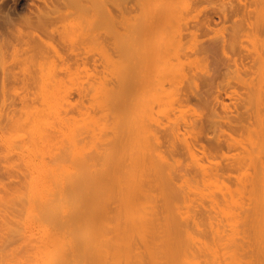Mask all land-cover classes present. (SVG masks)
Listing matches in <instances>:
<instances>
[{"label": "rangeland", "instance_id": "obj_1", "mask_svg": "<svg viewBox=\"0 0 264 264\" xmlns=\"http://www.w3.org/2000/svg\"><path fill=\"white\" fill-rule=\"evenodd\" d=\"M44 258L264 264V0H0V264Z\"/></svg>", "mask_w": 264, "mask_h": 264}, {"label": "bare ground", "instance_id": "obj_2", "mask_svg": "<svg viewBox=\"0 0 264 264\" xmlns=\"http://www.w3.org/2000/svg\"><path fill=\"white\" fill-rule=\"evenodd\" d=\"M46 206V205H45ZM44 206V207H45ZM46 209V208H45ZM51 209V208H50ZM54 209V208H53ZM47 210H48V208H47ZM46 210V211H47ZM45 211V212H46ZM54 211V210H53ZM56 211V210H55ZM68 213V212H67ZM52 257V256H51ZM53 258V257H52ZM61 260V259H60ZM64 261V260H63ZM66 261V260H65ZM78 262H80V260H78ZM42 264H57V259H51V258H44V259H42Z\"/></svg>", "mask_w": 264, "mask_h": 264}]
</instances>
